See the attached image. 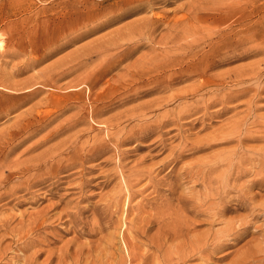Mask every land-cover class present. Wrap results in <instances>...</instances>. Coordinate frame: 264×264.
Returning a JSON list of instances; mask_svg holds the SVG:
<instances>
[{
    "label": "rangeland",
    "instance_id": "1",
    "mask_svg": "<svg viewBox=\"0 0 264 264\" xmlns=\"http://www.w3.org/2000/svg\"><path fill=\"white\" fill-rule=\"evenodd\" d=\"M186 19H188V23ZM175 26L179 28H175ZM257 38L264 41V0H0V86L3 85L11 90L0 88V108H2L0 109L2 116H0V137L6 131L7 133L13 132L15 129L12 127L16 125L14 123L18 117L29 110L37 115V123L29 128V132H34L38 128L41 130L35 139L24 143L13 154H10L11 145L12 148L14 145L16 146L17 142L22 140L26 134L16 132L13 133L15 134L13 138L9 140L6 139L7 136L3 138L4 141L1 143L6 145L3 144L0 148V179L7 173L16 171L15 164L26 166L27 159H31L29 157L35 156L34 154L37 156L41 152L47 153L49 151L48 153L56 154L58 157L56 159H62L59 163L54 161L40 171H33L24 176H17V178L13 177L10 183L0 190V195L4 196L0 200L2 201L0 202V221L2 220L0 222V234L3 235L0 237L2 243H0V264H5V262L12 264V262L17 261V259H13L17 253L18 256H25V258H31L33 254L40 253L35 258L36 264H162L164 257L169 258L165 264H231L243 260H247L245 264H264V189L261 191L260 187L250 186L248 181L251 179L244 178L239 180L241 182L239 183V181L237 182L227 176L230 173L229 168L232 162L236 163L237 161V155L234 151L241 153L244 150H263L264 126L256 127L253 123L257 117H262L261 115L264 118V102L258 104L261 109L248 110L242 104L247 102L249 98L241 99L235 103V105H241L238 108L239 111L235 110L223 117H211L208 114L221 107L220 105L212 107L209 103L226 99L229 94H234L240 87L233 84L224 87L213 86V84L212 86L207 85L210 80H208L209 76L220 78L223 74L226 75L243 69L246 64L248 66V63L256 64L260 60L263 62L264 54L239 61L236 57L240 56L242 51L238 50L233 55V59L210 68L207 76L201 78V76L195 75L192 77L193 73L206 70L214 60H218V53L225 52L224 42L244 43L245 48L258 49L264 53V42L255 43ZM111 40L117 41L114 43L116 46ZM104 41L108 43L106 46H104L106 44ZM217 42L221 44L219 47L223 49L220 52L216 45ZM258 45L259 47H257ZM153 52L155 53L152 54ZM78 55L82 57L79 58ZM177 57L182 60L172 63V60ZM262 62L260 65H262L261 68H264ZM178 63L180 65L177 66ZM149 67L155 72L151 73ZM162 68H164L163 73L157 71L159 69L161 71ZM136 73H141L143 77H135ZM180 74H183V77L177 80ZM173 79L178 82L173 81ZM256 85H253V88L264 85V76L260 84ZM53 97L54 100H51ZM13 98L17 100L15 101ZM19 98L20 100H18ZM17 101L21 104H18ZM16 102L19 108L14 107ZM207 105L210 111L206 109ZM3 108L10 110L7 111L8 114L2 113ZM14 108L16 110H12ZM37 112L41 113V116ZM119 117L120 119H118ZM158 120L162 122L159 121V124ZM195 120L197 121L195 122ZM240 121L245 123L244 130L242 129L240 134L247 136L252 134L253 137L243 147L238 143L239 136L233 135L229 136V140H222L223 135L230 131L226 132L222 126ZM50 129L54 130L50 131ZM260 130L262 131L261 134ZM216 131H220V133L218 134ZM212 135L214 136L212 137ZM216 135L223 137H218V140L217 137L215 139ZM210 136L213 138L212 140H210ZM254 136L262 138H255ZM208 138L209 140H206ZM208 141L214 147L209 145ZM40 142L44 144L39 145ZM58 144L62 148L58 147ZM207 144L208 147H206ZM36 145H38L37 150L23 152ZM247 145L250 147L246 148ZM49 147H53L54 150ZM223 152L226 154L225 157L230 159H228L229 161L223 157L225 155ZM229 152L234 153L232 158L229 156ZM239 153L237 154L239 155ZM219 156L220 161L217 159ZM17 161L18 163H16ZM79 161H85V163L83 162L84 165L82 166ZM70 162L73 165L68 164ZM66 163L68 164L67 171L65 170ZM221 163L223 166L226 164L229 168L226 165L223 167ZM8 164L10 169L7 168ZM219 165L222 167L223 173L219 172ZM195 166L196 169L200 167L197 169L200 171H196ZM212 167L219 169V173H216L217 176L214 174L209 179L210 181L214 180L213 184L208 178L206 180L200 175L203 172L202 169L208 173ZM60 168L63 169L58 172L56 177H53L52 173ZM2 169L4 170L2 171ZM191 170L192 172H189ZM194 173H199L198 177ZM190 174L194 175L195 178L194 176L190 178ZM52 177L53 179H51ZM216 177L219 178V182H217L218 178ZM22 178L24 179L22 180ZM35 179L39 180L41 184L48 182L38 187L37 185L34 186ZM200 179L204 181L201 182ZM231 179L234 181L231 182ZM243 182L244 184L241 185ZM246 187L248 189H245ZM233 188L239 190L238 192L242 196L236 190L234 192ZM244 189L249 191L246 192ZM207 190H210L208 194ZM218 190L221 191L219 197L217 196ZM228 195L229 198L231 195L233 198L229 199ZM253 195L258 197L254 205L250 206L251 209H248L250 205L248 203L245 205V211L238 209V200ZM196 201L202 205L197 206L198 204H196L197 207L194 206ZM208 204L212 205L209 206ZM43 206H46L45 210ZM216 206L220 209H217ZM260 207L261 211H259ZM223 209L225 212L221 214ZM184 210H186L185 213ZM203 210L206 213L203 214ZM215 210H219L220 213ZM251 210L255 211L256 214L258 212V215L263 214L259 216L261 218H257V223L253 219L255 224L249 217ZM33 213L34 215L36 213V216H33ZM198 213L200 214L198 215ZM213 214H216L217 217L214 218ZM59 215L61 216L59 217ZM203 215L208 217H203ZM12 216L13 219H11ZM48 216L52 217L53 221ZM177 216L178 218H176ZM247 216L249 220H246ZM36 217L39 221L40 219L45 220L49 225L45 223V226L39 227L41 220L37 223L38 226L37 224L34 226V229L36 228L33 230L34 232H28V225ZM55 219L57 220L54 221ZM201 220L202 223H199ZM241 221L253 222L249 223L251 226L247 225L249 227H247L246 235H235V228H238ZM6 224L9 226L8 228ZM181 225L187 227L184 228ZM231 230L233 231L231 232ZM2 231L3 233H1ZM8 232L10 234H7ZM25 232H28L29 236H25ZM42 233L45 235L43 236ZM204 234L216 236L214 239V236H211L213 241L210 240V242L213 243V247L217 245V242H219L218 245L224 242L227 246L219 250L218 254L212 255L213 257L199 252L187 256L186 250L189 249L190 244L194 242L196 237L200 235L203 237ZM236 238L239 239L235 240ZM260 242H263V246ZM30 243L37 246L34 247L35 250L30 248L29 255L27 252L19 251L20 248L29 247ZM48 246L50 247L49 251L47 250ZM38 247L41 248L39 249L41 252L37 249ZM207 249H211V246ZM181 252L185 253L184 257ZM239 255L243 257L238 258ZM61 257L66 259L62 261ZM196 257L197 260H195ZM261 259L262 261H260ZM22 260L20 261L21 264ZM253 261L254 263H251Z\"/></svg>",
    "mask_w": 264,
    "mask_h": 264
},
{
    "label": "bare ground",
    "instance_id": "2",
    "mask_svg": "<svg viewBox=\"0 0 264 264\" xmlns=\"http://www.w3.org/2000/svg\"><path fill=\"white\" fill-rule=\"evenodd\" d=\"M116 20V19H115ZM187 21V23H188V19H186ZM145 22V21H144ZM149 22V21H148ZM185 22V23H186ZM175 23H177V22H175ZM141 24V23H140ZM143 24V23H142ZM145 24V23H144ZM143 24V25H144ZM150 24V23H149ZM184 24V23H183ZM139 25V24H138ZM146 25V24H145ZM176 25V24H175ZM141 26V25H140ZM180 26H182V25H180ZM134 27H136V26H134ZM175 28H179L178 26L176 27L175 26ZM148 29V28H147ZM156 30V29H155ZM177 30V29H176ZM183 30V29H182ZM127 31V30H126ZM154 31V30H153ZM173 32V31H172ZM174 33H175V31H174ZM121 34V33H120ZM172 34V33H171ZM218 34V33H217ZM123 35V34H122ZM178 35V34H177ZM180 35V34H179ZM220 35V34H219ZM121 36V35H120ZM168 37V36H167ZM166 37V38H167ZM174 37V36H173ZM175 37H176V34H175ZM206 37V36H205ZM164 39V38H163ZM169 39V38H168ZM174 39V38H173ZM172 39V40H173ZM177 39V37L175 38V40ZM186 39V38H185ZM117 40V39H116ZM179 40H180V38H179ZM184 40V39H183ZM108 41V40H107ZM109 41H110V39H109ZM115 41V40H114ZM161 41V40H160ZM177 41V40H176ZM105 42V41H104ZM111 42H113V40H111ZM117 42V41H116ZM116 42H113V44L114 43H116ZM118 42H119V39H118ZM171 42V41H170ZM175 42V41H174ZM256 42H258V43H263L264 41H263V39H260V38H257V39H255V43ZM106 43V42H105ZM110 43V42H109ZM157 43V42H156ZM158 43H160L159 42V40H158ZM101 44V43H100ZM108 43H106L104 46H106ZM113 44H111V45H113ZM118 44V43H117ZM166 44L168 45V43H167V40H166ZM172 44V43H171ZM224 44V46H225V48H224V53H221L220 51H222L223 49L221 48V47H219V46H221V44H219V42H217L216 43V45H217V47H219L218 48V50H219V52L220 53H218V60H212L213 61V63H211L209 66H208V68L206 69V70H202V71H197V72H195V73H193V76L192 77H194L195 75H197V76H201V78H203V76H207L208 75V70L210 69V68H213V67H215V66H217L218 64H220V63H224V62H226V61H228V60H230L231 58L233 59V55H235V52L236 51H238V50H241L242 51V53H240V56H237L236 57V59L237 60H239V61H241V60H244V59H248V58H250V57H252V56H258V55H262V54H264L262 51H258V49H254V50H257V51H254V50H252V49H247V48H245L243 45H244V43H232V42H224L223 43ZM115 46H116V44H114ZM260 45V44H259ZM259 45L257 46V47H259ZM100 46H102V44L100 45ZM104 46H103V48H104ZM110 46V45H109ZM119 46V45H118ZM117 46V47H118ZM172 46V45H171ZM248 47H249V45H247ZM261 46V45H260ZM138 47V46H137ZM136 47V48H137ZM252 47V46H251ZM102 48V47H101ZM102 48V49H103ZM106 48V47H105ZM119 48V47H118ZM112 49H113V47H112ZM135 49V48H134ZM133 49V50H134ZM151 49V48H150ZM154 49V48H153ZM158 49V48H157ZM165 49V48H164ZM196 49V48H195ZM260 49V48H259ZM262 49V48H261ZM264 49V48H263ZM107 50H109V48H107ZM111 50V49H110ZM113 50H115V49H113ZM105 51V50H104ZM132 51V50H131ZM130 51V52H131ZM154 51V50H153ZM159 51V50H158ZM264 51V50H263ZM98 52H99V50H98ZM165 52V51H164ZM163 52V53H164ZM182 52V51H181ZM82 53V52H81ZM95 53V52H94ZM107 53V52H106ZM112 53V52H111ZM155 52H153L152 54H154ZM92 54V53H91ZM90 54V55H91ZM104 54V53H103ZM129 54V53H128ZM166 54V53H165ZM189 54V53H188ZM187 54V55H188ZM82 55V54H81ZM87 55V54H86ZM93 55V54H92ZM91 55V56H92ZM95 55V54H94ZM101 55V54H100ZM163 55V54H162ZM167 55V54H166ZM170 55V54H169ZM237 55V54H236ZM239 55V54H238ZM79 56V58L80 57H82V56H80V55H78ZM98 56V55H97ZM147 56V55H146ZM153 56V55H152ZM126 57V56H125ZM171 57V56H170ZM181 57V56H180ZM77 58V57H76ZM75 58V59H76ZM146 58V57H145ZM149 58V57H148ZM152 58V57H151ZM160 58V57H159ZM158 58V59H159ZM111 59V58H110ZM154 59H156V58H154ZM154 59H151V60H154ZM186 59V58H185ZM184 59V60H185ZM215 59V58H214ZM235 59V60H236ZM38 60V59H37ZM121 60V59H120ZM146 60H147V58H146ZM182 59L181 58H176V59H174V60H172V63H177V62H179V61H181ZM196 60V59H195ZM194 60V61H195ZM156 61H157V59H156ZM193 61V62H194ZM232 61H234V60H232ZM143 62V61H142ZM141 62V63H142ZM260 62H262L261 60H260ZM260 62H258V63H256V64H252V62L251 63H248V66H247V64H246V67H244L243 69H238V70H236V71H233V72H230V73H227L226 75H224L223 74V76L222 77H220V78H211L210 76L208 77V80H209V84H207V82H206V84L207 85H211L212 86V84H213V86H217V87H219V86H228L229 84H233V85H235V86H239L240 88H239V90L237 91V92H235L234 94H229L228 95V97L226 98V99H221V100H219V101H212V102H210L209 104H210V106H217V105H220V109H218V110H214V112H212V113H210V114H208L209 116H211V117H223L224 115H227V114H231V112H233V111H239V106H241V105H239V104H236L235 105V103L236 102H238L239 100H241V99H247V98H249V100H247V102L245 101V103L244 104H242L243 106H246L247 107V109L248 110H252V109H256V110H259V109H261V107L260 106H258V104L261 102V103H263L264 102V85L263 86H257L258 84H260V82H261V80H262V78H263V74H264V68H261V66L262 65H260L261 63ZM144 63V62H143ZM142 63V64H143ZM151 63H152V61H151ZM231 63V62H230ZM263 63V65H264V61L262 62ZM141 64V65H142ZM228 64V63H227ZM250 64H252V65H250ZM138 65V64H137ZM144 65V64H143ZM148 65V64H147ZM153 65V64H152ZM178 65H180V63H178L177 64V66ZM186 65V64H185ZM242 65V64H241ZM250 65V66H249ZM80 66V65H79ZM245 66V65H244ZM132 67V66H131ZM183 67V66H182ZM242 67H243V65H242ZM264 67V66H263ZM79 68V67H78ZM181 68V67H180ZM192 68V67H191ZM74 69V68H73ZM77 69V68H76ZM135 69V68H134ZM149 70H150V72L151 73H154L155 72V70H153L152 68H148ZM185 69V68H184ZM234 69V68H233ZM232 69V70H233ZM138 70V69H137ZM160 70V69H159ZM159 70H157L158 72H162V71H164V68H162L161 69V71H159ZM71 71H72V69H71ZM229 71H231V70H229ZM134 72V71H133ZM178 72V71H177ZM211 72H213V71H211ZM143 73H145V72H143ZM157 73V72H156ZM163 73V72H162ZM225 73H226V71H225ZM174 74V73H173ZM133 75V74H132ZM210 75V74H209ZM129 76V75H128ZM127 76V77H128ZM135 77L136 76H140V77H143L142 75H141V73H136L135 75H134ZM159 76V75H158ZM165 76V75H164ZM166 76H168V75H166ZM212 76H213V74H212ZM126 77V76H125ZM160 77V76H159ZM182 77H183V74H180L179 75V77L177 78V80H180V79H182ZM187 77V76H186ZM189 77V76H188ZM216 77H217V73H216ZM172 78V77H171ZM198 79V78H197ZM83 80V79H82ZM160 80V79H159ZM165 80V79H164ZM176 79L174 80L173 79V81H177ZM187 80V79H186ZM161 81V80H160ZM167 81V80H166ZM184 81V80H183ZM78 82V81H77ZM143 82V81H142ZM178 82V81H177ZM176 82V83H177ZM179 82H181V81H179ZM170 84V83H169ZM172 84V83H171ZM257 84V85H256ZM76 85V84H75ZM165 85H168V84H165ZM165 85H164V87H165ZM253 85H256L255 87L256 88H253ZM70 86V85H69ZM73 87H74V85H73ZM79 87V86H78ZM156 87V86H155ZM171 87V86H170ZM199 87V86H198ZM0 88H2V89H4V90H6L7 88H5V86H0ZM92 88V87H91ZM166 88V87H165ZM202 88V87H201ZM210 88V87H209ZM152 89V88H151ZM167 89V88H166ZM8 90V89H7ZM150 90V89H149ZM149 90H148V92H149ZM163 90H164V88H163ZM208 90V89H207ZM206 90V91H207ZM8 91H11V90H8ZM38 91V90H37ZM90 91V90H89ZM142 91V90H141ZM151 91V90H150ZM154 91V90H153ZM169 91V90H168ZM205 91V92H206ZM15 92V91H14ZM36 92V91H35ZM138 92V91H137ZM185 92V91H184ZM220 92V91H219ZM89 94L91 93V92H88ZM141 93H143V92H141ZM232 93V92H231ZM34 94V93H33ZM51 95V94H50ZM196 95V94H195ZM26 96V95H25ZM130 96V95H129ZM32 97V96H31ZM131 97V96H130ZM133 97V96H132ZM12 99V98H11ZM24 99V98H23ZM44 99V98H43ZM55 99H57V98H55ZM134 99H136V98H134ZM133 99V100H134ZM13 100H15V98H13ZM17 100V99H16ZM15 100V101H16ZM18 100H20V98L18 99ZM51 100H54V97L51 99ZM158 100V99H157ZM26 101V100H25ZM47 101V100H46ZM18 102V101H17ZM17 102H16V106H14L15 108L17 107V105L20 103V102H18V104H17ZM154 102V101H153ZM206 102V101H205ZM54 103V102H53ZM52 103V104H53ZM156 103V102H155ZM21 104V103H20ZM42 104V103H41ZM48 104V103H47ZM49 104H50V102H49ZM161 104V103H160ZM208 104V105H209ZM206 106V109H208V107L209 106ZM0 106H1V103H0ZM43 106V105H42ZM45 106H47V105H45ZM142 106V105H141ZM149 106H152V105H149ZM154 107V106H153ZM12 109V110H16V109ZM17 108H19V107H17ZM39 108V107H38ZM40 108H41V106H40ZM137 108H139V107H137ZM143 108V107H142ZM142 108H141V110H142ZM0 109H2V108H0ZM4 109V111L2 112V113H7V111H10V110H7V108L5 109V108H3ZM106 109V108H105ZM37 110V109H36ZM85 110V109H84ZM134 110V109H133ZM139 110V109H138ZM197 110V109H196ZM209 110V109H208ZM241 110V109H240ZM38 111V110H37ZM81 111V110H80ZM106 111V110H105ZM136 111V110H135ZM134 111V112H135ZM194 111V110H193ZM200 111H202V110H200ZM210 111V110H209ZM85 112V111H84ZM131 112V111H130ZM190 112V111H189ZM189 112H188V114H189ZM197 112H199V111H197ZM0 113H1V111H0ZM36 113V112H35ZM38 113V112H37ZM125 113V112H124ZM192 113H194V112H192ZM196 113V112H195ZM8 114V113H7ZM38 114H40V116H41V113H38ZM80 114V113H79ZM82 114V113H81ZM97 114V113H96ZM240 114V113H239ZM2 115H4V114H2ZM6 115V114H5ZM186 115V114H185ZM184 115V116H185ZM189 115H191V114H189ZM205 115H206V113H205ZM254 115V114H253ZM260 115V114H259ZM1 116V115H0ZM81 116V115H80ZM95 116V115H94ZM94 116H93V118H94ZM133 116V115H132ZM203 116H204V113H203ZM208 116V117H209ZM262 117H263V115H261ZM2 117V116H1ZM14 117V116H13ZM74 117V116H73ZM124 117V116H123ZM129 117H131L130 115H129ZM143 117V116H142ZM262 117H257L256 119H255V121H254V125H256V127L257 126H261V127H263L264 126V118H262ZM132 118H134V117H132ZM141 118V117H140ZM160 118H163V117H160ZM199 118H200V116H199ZM203 118V117H202ZM201 118V119H202ZM206 118V117H205ZM118 119H120V117L118 118ZM247 119H248V117H247ZM40 120V119H39ZM52 120V119H51ZM93 120V119H92ZM95 120V119H94ZM112 120V119H111ZM41 121V120H40ZM71 121V120H70ZM159 121L160 120H158V123H159ZM197 120H195V122H196ZM199 121H201V120H199ZM198 121V122H199ZM228 121V120H227ZM15 122V121H14ZM13 122V123H14ZM53 122V121H52ZM89 122V121H88ZM91 122H93V121H91ZM102 122V121H101ZM101 122H99V123H101ZM162 121H160V123H161ZM166 122V121H165ZM202 122V121H201ZM200 122V123H201ZM230 122V121H229ZM12 123V122H11ZM12 123V124H13ZM35 123H37V115H35L34 114V112H32V110H29V111H26V112H24L23 113V115H21V116H19L18 117V119L16 120V122L14 123V127H12V128H14L15 130L13 131V129H12V131L13 132H9V133H7V131H6V133L5 134H3V135H1V137H0V148L3 146V144L4 143H1V142H3L4 141V139L3 138H6V136L8 137V138H6L7 140H9V139H11V138H13V136L15 135V134H13V133H23V134H26L25 135V137L22 139V140H19L17 143V145L15 146H13V148H12V145H11V148H10V154L12 153H14L15 151H17L24 143H27V142H29V141H31L33 138L35 139V137L38 135V133H40V131L41 130H38V129H40V128H38L37 130H35L34 132H29V128L32 126V125H34ZM66 123V122H65ZM64 123V124H65ZM97 123V122H96ZM95 123V124H96ZM108 123V122H107ZM159 123V124H160ZM171 123V122H170ZM204 123V122H203ZM63 124V123H62ZM167 124V123H166ZM47 125V124H46ZM89 125V124H88ZM94 125V124H93ZM244 125H245V123H243V121H240V122H236V123H229V124H227L226 126H222L221 124H220V127L222 126V128L224 129V130H226V132L228 131V130H230L229 131V133L227 134V133H225V135H223V136H218L219 138L220 137H223L222 138V140H229L228 138H229V136H233V135H236L237 137L239 136V140H238V143H239V145L241 146L242 145V147L244 146V144L246 143V142H249L250 141V139H253V137H252V134H251V136L249 135V136H247V135H245V134H240V133H242V129L244 130ZM252 126V125H251ZM10 127V126H9ZM36 127V126H35ZM43 127H44V125H43ZM57 127V126H56ZM157 127V126H156ZM219 127V128H220ZM58 128V127H57ZM61 128V127H60ZM65 128V127H64ZM69 128V127H68ZM112 128V127H111ZM151 128V127H150ZM152 128H153V126H152ZM183 128V127H182ZM189 128V127H188ZM219 128H217V129H219ZM248 128V127H247ZM45 129V128H44ZM49 129V128H48ZM54 129H56V128H54ZM53 129V130H54ZM59 129V128H58ZM113 129V128H112ZM184 129V128H183ZM192 129V128H191ZM52 129H50V131H51ZM52 130V131H53ZM61 130V129H60ZM59 130V131H60ZM63 130V129H62ZM88 130V129H87ZM222 130V129H221ZM49 131V132H50ZM110 131V130H109ZM143 131V130H142ZM152 131V130H151ZM169 131V130H168ZM183 131V130H182ZM262 131H263V129H262ZM261 130H260V134H261V132H262ZM2 132V131H1ZM89 132V131H88ZM141 132V131H140ZM161 132V131H160ZM217 132V131H216ZM215 132V133H216ZM264 132V131H263ZM51 133H53V132H51ZM56 133H58V132H56ZM78 133H80V132H78ZM77 133V134H78ZM119 133V132H118ZM157 133H158V131H157ZM218 134L220 133V131L219 132H217ZM216 133V134H217ZM223 133V132H222ZM258 133H259V130H258ZM125 134V133H124ZM165 134V133H164ZM194 134V133H193ZM214 134V133H213ZM260 134H259V136H260ZM263 134V133H262ZM41 135V134H40ZM113 135H115V134H113ZM137 135V134H136ZM181 135V134H180ZM254 135V134H253ZM256 135V134H255ZM258 135V134H257ZM256 135V136H257ZM47 136H49V135H47ZM105 136V135H104ZM122 136V135H121ZM125 136V135H124ZM151 136V135H150ZM207 136V135H206ZM214 135H212V137H213ZM256 136H254L255 138H258V137H256ZM262 136H264V135H262ZM44 137V136H43ZM109 137V136H108ZM112 137V136H111ZM110 137V138H111ZM211 137V136H210ZM211 137V139L210 140H212L213 138ZM216 137H217V135L215 136V139H216ZM218 137H217V139H218ZM235 137V136H234ZM45 138V137H44ZM47 138V137H46ZM74 138V137H73ZM103 138V137H102ZM127 138V137H126ZM129 138V137H128ZM207 138V137H206ZM259 138H262V137H259ZM48 139H50V138H48ZM52 139H53V136H52ZM68 139H70V138H68ZM72 139V138H71ZM91 139V138H90ZM97 139V138H96ZM232 139V138H231ZM235 139V138H234ZM264 139V138H263ZM39 140V139H38ZM40 140H42V139H40ZM74 140V139H73ZM164 140V139H163ZM193 140V139H192ZM205 140V139H204ZM206 140H209V138L208 139H206ZM219 140V139H218ZM221 140V141H222ZM258 140V139H257ZM6 141V140H5ZM43 141V140H42ZM69 141V140H68ZM71 141V140H70ZM102 141V140H101ZM123 141H125V139H123ZM122 141V142H123ZM44 142V141H43ZM42 142V143H43ZM65 142V141H64ZM67 142V141H66ZM74 142V141H73ZM91 142V141H90ZM117 142V141H116ZM154 142V141H153ZM206 142V141H205ZM209 142V141H208ZM220 142V141H219ZM230 142V141H229ZM6 143V142H5ZM37 143V142H36ZM41 142L39 143V145H41L42 144ZM68 143V142H67ZM71 143V142H70ZM94 143V142H93ZM120 143V142H119ZM128 143V142H127ZM203 143V142H202ZM211 143H212V141H211ZM215 143V142H214ZM16 144V143H15ZM44 144V143H43ZM65 144V143H64ZM139 144V143H138ZM195 144H197V143H195ZM203 144H205V143H203ZM247 144V143H246ZM4 145H6V144H4ZM57 145V144H56ZM74 145V144H73ZM119 145V144H118ZM121 145V144H120ZM194 145V144H193ZM206 145V144H205ZM209 145H211L210 144V142H209ZM219 145V144H218ZM34 146V145H33ZM37 146L38 145H36L35 147H32L31 146V148L28 150H25V151H23L24 153H27V151H35V149L37 150ZM52 146V145H51ZM60 145L58 144V147H59ZM66 146V145H65ZM142 146V145H141ZM212 146V145H211ZM217 146V145H216ZM239 146V147H240ZM248 146V145H247ZM246 146V148H249L250 146H248L247 147ZM30 147V146H29ZM28 147V148H29ZM55 147H57V146H55ZM61 147V146H60ZM72 148H73V146H71ZM201 147H203L202 145H201ZM205 147V146H204ZM206 147H208V144H207V146ZM205 147V148H206ZM210 147V146H209ZM212 147H214V145L212 146ZM237 147V146H236ZM9 148V147H8ZM39 148V147H38ZM49 148H53V147H49ZM49 148H48V150H49ZM62 148V147H61ZM165 148V147H164ZM198 148H200V147H198ZM263 148V147H262ZM153 149V148H152ZM210 149V148H209ZM238 149V148H237ZM251 149V148H250ZM252 149H254V147H252ZM51 150V149H50ZM53 150H54V148H53ZM59 150V149H58ZM57 150V151H58ZM165 150V149H164ZM205 150V149H204ZM7 151H8V149H7ZM45 151V150H44ZM56 151V150H55ZM106 151V150H105ZM4 152V151H3ZM2 152V153H3ZM49 152V151H48ZM43 153V152H41V154H37V156H36V154H34L35 156H33V157H29V158H31V159H27V161L24 159V161H26V166H18V164H13L14 166H16L15 168H17V170L16 171H13V172H9V173H7V175L6 176H4L3 178H1L0 179V190L1 189H3L6 185H8L9 183H10V181H11V178H13V177H16L17 178V176H24V175H26V174H29L30 172H37V171H40V170H42L43 168H46L47 166H49V164H51V163H53L54 161L55 162H57V163H59L62 159H56V158H58L57 156H56V154L55 153H53L52 151H50V152H52V153ZM59 152V151H58ZM66 152V151H65ZM69 152V151H68ZM71 152V151H70ZM216 152V151H215ZM233 152V151H232ZM235 152V154L237 155V161H236V163H233L232 162V164H231V167L229 168L226 164V166L230 169V173H229V175H227V176H229V178H232V179H234L235 181H239V180H242V179H251L250 181H248L249 183H250V186L252 185V186H257V187H260V190L262 191L263 189H264V148H263V150L261 149H259L258 151L255 149V150H244L243 152H241V153H239V152H237V151H234ZM67 153V152H66ZM97 153V152H96ZM214 153V152H213ZM224 154H225V152H223ZM237 153H239V155L237 154ZM63 154H64V152H63ZM69 154V153H68ZM212 154V153H211ZM216 154V153H215ZM220 154V153H219ZM229 156L231 157L232 156V154H234V153H230L229 152ZM3 155V154H2ZM4 155H5V153H4ZM3 155V156H4ZM24 155H26V154H24ZM106 155V154H105ZM177 155H178V153H177ZM176 155V156H177ZM217 156H218V154H216ZM215 155V156H216ZM60 156V155H59ZM86 156V155H85ZM84 156V157H85ZM223 156V155H222ZM226 156V154L223 156V157H225ZM1 157V156H0ZM64 157V156H63ZM87 157V156H86ZM208 157H210V156H208ZM216 158V157H215ZM214 158V159H215ZM226 159H227V157H225ZM224 158V159H225ZM232 158V157H231ZM218 159V161H220L219 159H220V156H219V158H217ZM216 159V160H217ZM224 159H223V161H224ZM229 159V158H228ZM227 159V161H229ZM83 160H85V159H83ZM86 160H87V158H86ZM205 160V159H204ZM211 160V159H210ZM213 160V159H212ZM233 160H234V157H233ZM9 162V161H8ZM79 162H81L80 164L83 166L84 164H83V162L85 163V161H79ZM205 162V161H204ZM235 162V161H234ZM14 163V162H13ZM16 163H18V161L16 162ZM20 163V162H19ZM87 163V162H86ZM123 163V162H122ZM172 163V162H171ZM203 163V162H202ZM214 163H216V162H214ZM224 163H225V161H224ZM12 164V163H11ZM68 164H70V165H73V163H68ZM67 163H66V168H65V170L67 171V169H68V165ZM76 164V163H75ZM79 164V166L81 167V165ZM121 164V163H120ZM193 164V163H192ZM200 164V163H199ZM204 164V163H203ZM202 164V165H203ZM222 164V166H223V163H221ZM230 164V162L228 163V165ZM22 165V164H21ZM65 165V164H64ZM78 165V164H77ZM164 165V164H163ZM191 165V164H190ZM201 165V164H200ZM206 165H208V164H206ZM211 165V164H210ZM224 165V166H225ZM5 166V165H4ZM122 166V165H121ZM167 166V165H166ZM198 166V165H197ZM218 166V165H217ZM217 166H216V168H217ZM223 166V167H224ZM225 166V167H226ZM11 167V166H10ZM13 167V166H12ZM62 167V166H61ZM72 167H74V166H72ZM79 167V168H80ZM85 167H86V165H85ZM156 167V166H155ZM194 167V166H193ZM192 167V168H193ZM219 167H220V165H219ZM5 168V167H4ZM7 168H9V164H8V167ZM6 168V169H7ZM77 168V167H76ZM124 168V167H123ZM200 168V167H199ZM199 168H197V169H199ZM209 168V167H208ZM221 168L222 167H220V171L219 172H222V170H221ZM10 169V168H9ZM11 169H13V168H11ZM61 169H63V168H60L59 170H56L55 172H53L52 173V176L53 177H56L57 175H58V172L59 171H61ZM93 169V168H92ZM194 169V168H193ZM196 169V166H195V170L196 171H200V170H197ZM225 169V168H224ZM229 169H228V171H229ZM4 169H2V171H3ZM8 170V169H7ZM91 170V169H90ZM152 170V169H151ZM154 170V169H153ZM218 170L219 169H214L213 167L211 168V169H209V171H208V173H205V171L202 169V173H200V175H202L203 177H204V179H206L207 180V178H208V180L212 177V175H214V174H216V173H219L218 172ZM71 171V170H70ZM84 171V170H83ZM140 171V170H139ZM160 171V170H159ZM185 171H186V169H185ZM0 172H1V170H0ZM85 172V171H84ZM133 172V171H132ZM136 172V171H135ZM189 172H192V170L191 171H189ZM195 172V171H194ZM223 173V172H222ZM4 174H6L5 173V171H4ZM61 174V173H60ZM85 174V173H84ZM134 174V173H133ZM140 174H143V173H140ZM192 174V173H191ZM190 174V175H191ZM195 174V173H194ZM225 174H227L226 172H225ZM1 175V174H0ZM2 175H3V173H2ZM138 175V174H137ZM189 175V176H190ZM196 176L197 175H199V173L197 174H195ZM219 175V174H218ZM224 175V174H223ZM146 176V175H145ZM192 176H194V175H191L190 176V178H192ZM215 176H217V174L215 175ZM48 177H49V175H48ZM53 177L51 178V179H53ZM83 177V176H82ZM130 177V176H129ZM133 177V176H132ZM198 177V176H197ZM196 177V179H198ZM200 178H201V176H199ZM225 177V176H224ZM47 178V177H46ZM50 178V177H49ZM76 178V177H75ZM124 178V177H123ZM151 178V177H150ZM188 178V177H187ZM194 178H195V176H194ZM216 178H218V177H216ZM228 178V179H229ZM15 179V178H14ZM13 179V180H14ZM24 178H22V180H23ZM40 179H42V178H40ZM51 179H49L50 181H52ZM83 179H84V177H83ZM132 179V178H131ZM141 179V178H140ZM202 179V178H201ZM200 179V180H201ZM221 179V178H220ZM225 179V178H224ZM227 179V178H226ZM232 179H231V182H233L232 181ZM46 180V179H45ZM89 180V179H88ZM142 180V179H141ZM150 180V179H149ZM194 180V179H193ZM230 180V179H229ZM43 181V180H42ZM204 180H201V182H203ZM210 181V180H209ZM213 181L214 180H211L210 182H212V184H213ZM221 181V180H220ZM226 181V180H225ZM245 181V180H244ZM17 182V181H16ZM21 182V181H20ZM48 182V181H47ZM47 182H45V183H47ZM190 182V181H189ZM192 182V181H191ZM197 182H199V181H197ZM210 182H209V184H210ZM215 182H216V179H215ZM217 182H219V178H218V181ZM228 182V181H227ZM236 182V183H237ZM248 182H246V183H248ZM12 183V182H11ZM13 183H15V182H13ZM34 183V186H40V185H44V184H41L40 183V181L39 180H36L35 179V181L33 182ZM81 183V182H80ZM84 183V182H83ZM133 183V182H132ZM194 183H196V182H194ZM205 183V182H204ZM222 183V182H221ZM228 183H230V182H228ZM239 183H241L240 181H239ZM248 183V184H249ZM54 184V183H53ZM137 184V183H136ZM198 184V183H197ZM203 184V183H202ZM225 184V183H224ZM231 184V183H230ZM244 184V182L241 184V185H243ZM32 185V184H31ZM217 185V184H216ZM228 185V184H227ZM227 185H226V187H227ZM33 186V187H34ZM215 186V185H214ZM220 186V185H219ZM222 186V185H221ZM130 187V186H129ZM149 187V186H148ZM248 187H249V185H248ZM37 188V187H36ZM55 188V187H54ZM214 188V187H213ZM220 188V190H221V187H219ZM223 188V187H222ZM225 188V187H224ZM229 188V187H228ZM31 189V188H30ZM30 189H29V191H30ZM50 189V188H49ZM85 189V188H84ZM191 189V188H190ZM209 189H211L210 187H209ZM225 189H227V188H225ZM224 189V190H225ZM239 189V188H238ZM245 189H248L247 187L245 188ZM244 189V190H245ZM257 189V188H256ZM26 190V189H25ZM233 190H234V188H233ZM236 190V192L237 193H239L238 191H237V189H235ZM235 190H234V192H235ZM242 190V189H241ZM240 190V191H241ZM243 190V191H244ZM19 191V190H18ZM24 191V190H23ZM194 191V190H193ZM208 191H210V190H207L206 192H207V194H208ZM217 191V190H216ZM215 191V192H216ZM219 191V190H218ZM246 191V190H245ZM249 191V190H248ZM248 191H246V192H248ZM253 191V190H252ZM22 192V191H21ZM20 192V193H21ZM27 192H28V190H27ZM48 192V191H47ZM61 192V191H60ZM144 192V191H143ZM192 192V191H191ZM213 192V191H212ZM214 192V193H215ZM221 191H219V194L217 195L218 197H219V195L221 194L220 193ZM222 192H224V191H222ZM228 192V191H227ZM232 192V191H231ZM251 192V191H250ZM256 192V191H255ZM16 193V192H15ZM26 193V192H25ZM29 193V192H28ZM85 193V192H84ZM172 193V192H171ZM197 193V192H196ZM230 193V192H229ZM228 193V194H229ZM233 193V192H232ZM231 193V194H232ZM259 193V192H258ZM193 194H194V192H193ZM205 194V193H204ZM215 194H217V193H215ZM224 194V193H223ZM226 194V193H225ZM240 194V193H239ZM244 194H246V193H244ZM250 194V193H249ZM253 194V193H252ZM262 194V193H261ZM28 195V194H27ZM29 195H30V193H29ZM33 195V197H34V194H32ZM53 195V194H52ZM203 195V194H202ZM233 196H234V194H232ZM231 195V197L233 198V196ZM241 196H242V194H240ZM257 195V194H256ZM256 195H253V196H247L248 198H242V200H238V198H237V202H238V209H242V210H244L245 211V205L248 203V204H250L249 205V207H248V209H251L250 208V206L251 205H254V202H255V200H256V198L258 197V196H256ZM259 195V194H258ZM264 195V194H263ZM18 196V195H17ZM16 196V197H17ZM36 196H38V195H36ZM35 196V197H36ZM44 196V195H43ZM60 196V195H59ZM80 196V195H79ZM199 196V195H198ZM205 196V195H204ZM207 196V195H206ZM212 196V195H211ZM227 196V195H226ZM236 196V195H235ZM238 196V195H237ZM236 196V197H237ZM244 197H246L245 195H243ZM260 196V195H259ZM2 197H4L3 195H0V200L2 199ZM33 197H31V198H33ZM65 197V196H64ZM201 197V196H200ZM199 197V198H200ZM224 197V196H223ZM223 197H222V199H223ZM230 197V198H231ZM235 197V198H236ZM263 197V196H262ZM19 198V197H18ZM21 198V197H20ZM19 198V199H20ZM30 198V199H31ZM40 198V197H39ZM38 198V199H39ZM43 198V197H42ZM198 198V199H199ZM204 198V197H203ZM207 198H209V197H207ZM216 198V197H215ZM225 198V197H224ZM228 198H229V195H228ZM229 198V199H230ZM261 198V197H260ZM11 199H12V197H11ZM15 200H16V198H14ZM18 199V200H19ZM28 199V198H27ZM26 199V200H27ZM37 199V200H38ZM64 199V198H63ZM86 199V198H85ZM201 199H202V197H201ZM206 199V198H205ZM204 199V200H205ZM211 199V198H210ZM222 199H220V200H222ZM240 199H241V197H240ZM14 200V201H15ZM24 200V199H23ZM32 200V199H31ZM34 200H35V198H34ZM44 200V199H43ZM165 200V199H164ZM197 200V199H196ZM203 200V199H202ZM207 200V199H206ZM224 200V199H223ZM3 201H5V200H3ZM13 201V200H12ZM49 201V200H48ZM192 201V200H191ZM194 201V200H193ZM208 201H210V200H208ZM226 201V200H225ZM224 201V202H225ZM230 201V200H229ZM260 201V200H259ZM0 202H2V201H0ZM16 202V201H15ZM18 202V201H17ZM35 202H36V200H35ZM50 202V201H49ZM66 202V201H65ZM197 202V201H196ZM214 202H215V200H214ZM217 202V201H216ZM220 202V201H219ZM6 203V202H5ZM81 203V202H80ZM191 203V202H190ZM201 203V202H200ZM222 203V202H221ZM228 203V202H227ZM8 204V203H7ZM18 204V203H17ZM34 204V203H33ZM69 204V203H68ZM75 204H76V202H75ZM192 204V203H191ZM194 204V203H193ZM196 204H198V202L197 203H195L194 204V206H196ZM212 204H213V202H212ZM212 204H210V205H212ZM217 204V203H216ZM215 204V205H216ZM247 204V205H248ZM260 204V203H259ZM24 205V204H23ZM32 205V204H31ZM48 205V204H47ZM57 205V204H56ZM56 205H55V208H56ZM59 205V204H58ZM67 205V204H66ZM142 205V204H141ZM200 205H202V204H200ZM199 204L197 205V206H200ZM209 205V204H208ZM209 205V206H210ZM218 205V204H217ZM235 205V204H234ZM261 205V204H260ZM21 206H22V204H21ZM61 206V205H60ZM90 206V205H89ZM145 206V205H144ZM188 206H190V205H188ZM193 206V205H192ZM196 206V207H197ZM205 206H206V203H205ZM209 206H208V208H209ZM219 206V205H218ZM222 207L224 206V205H221ZM262 207H263V205H261ZM14 207V206H13ZM17 207H20V206H18L17 205ZM46 207V206H45ZM45 207L43 206V208H44V210H45ZM168 207V206H167ZM186 207H187V205H186ZM207 207V206H206ZM212 208H213V206H211ZM217 207V206H216ZM228 207V206H227ZM256 207V206H255ZM1 208V207H0ZM3 208V207H2ZM53 208V207H52ZM67 208V207H66ZM86 208V207H85ZM129 208V207H128ZM183 208V207H182ZM189 208V207H188ZM187 208V209H188ZM194 208V207H193ZM212 208H210V209H212ZM220 209V207H217V209ZM256 208H259V207H256ZM37 209V208H36ZM54 209V208H53ZM169 209V208H168ZM174 209V208H173ZM190 209H192V208H190ZM201 209V208H200ZM200 209H199V211H200ZM206 209V211H207V208H205ZM216 209V208H215ZM222 209V208H221ZM252 209H254L253 207H252ZM51 210V209H50ZM171 210V209H170ZM183 210V209H182ZM189 210V209H188ZM197 210H198V208H197ZM232 210V209H231ZM247 210V209H246ZM255 210V209H254ZM16 211V210H15ZM47 211V210H46ZM185 211L186 210H184V213H185ZM204 212H203V214L204 213H206L205 212V210H203ZM208 211H209V209H208ZM213 211V210H212ZM215 211H219V210H215ZM214 211V212H215ZM222 211V210H221ZM250 211V210H249ZM249 211L247 212L248 214H249ZM252 211V210H251ZM256 211H257V209H256ZM259 211H261V207H260V210ZM13 212V211H12ZM24 212V211H23ZM38 212H39V210H38ZM48 212H49V210H48ZM52 212V211H51ZM162 212V211H161ZM183 212V211H182ZM188 212V211H187ZM195 212V211H194ZM209 212H211V211H209ZM216 212V213H217ZM225 211H224V209H223V211L221 212V214L222 213H224ZM263 212V211H262ZM261 212V213H262ZM9 213V212H8ZM41 213H43V212H41ZM44 213H45V211H44ZM43 213V214H44ZM58 213V212H57ZM65 213V212H64ZM63 213V214H64ZM80 213V212H79ZM180 213V212H179ZM191 213V212H190ZM219 213H220V211H219ZM11 214V213H10ZM19 214V213H18ZM32 214V213H31ZM42 214V215H43ZM50 214V213H49ZM49 214H46V215H49ZM60 214V213H59ZM62 214V213H61ZM67 215H68V213H66ZM177 214V213H176ZM200 213H198V215H199ZM202 214V213H201ZM218 214V213H217ZM248 214H246V215H248ZM260 214V213H259ZM13 215V214H12ZM41 215V214H40ZM58 215V214H57ZM56 215V216H57ZM70 215V214H69ZM158 215V214H157ZM178 215V214H177ZM208 215V214H207ZM206 215V216H207ZM212 215V214H211ZM214 215V218H216L217 217V215L216 214H213ZM220 215V214H219ZM218 215V216H219ZM226 215V214H225ZM261 215H263V214H261ZM261 215H258V212H257V214L255 213V211H252V212H250V218H252V219H250V220H253V219H255L256 220V223H257V218L259 219V218H261V217H259V216H261ZM14 216V215H13ZM13 216H12V218L11 219H13ZM26 216V215H25ZM32 216V215H31ZM33 216H36V213H35V215H34V213H33ZM50 216V215H49ZM48 216V217H49ZM61 215H59V217H60ZM74 216V215H73ZM146 216V215H145ZM149 216V215H148ZM160 216H161V214H160ZM165 216V215H164ZM195 216V215H194ZM206 216H204L203 215V217H206ZM209 216H210V214H209ZM222 216V215H221ZM227 216V215H226ZM7 217V216H6ZM15 218H16V216H14ZM23 217V216H22ZM38 217V216H37ZM37 217H36V219L33 221V222H31L30 223V225H28L29 226V230H28V232H34L33 230H35L34 229V226H36V224L38 223V222H40L42 219H40V221L37 219ZM41 217V216H40ZM46 217V216H45ZM52 217H53V215H52ZM51 217V218H52ZM71 217H72V215H71ZM77 218L79 217V216H76ZM182 217V216H181ZM200 217V216H199ZM208 217V216H207ZM225 217V216H224ZM223 217V218H224ZM246 217V216H245ZM245 217H244V219H245ZM10 218V217H9ZM18 218V217H17ZM25 218V217H24ZM39 218V217H38ZM47 218V217H46ZM50 218V217H49ZM50 218V219H51ZM56 218V217H55ZM81 218V217H80ZM147 218V217H146ZM157 218V217H156ZM159 218V217H158ZM176 218H178V216L176 217ZM180 218V217H179ZM185 218V217H184ZM183 218V219H184ZM187 218V217H186ZM210 218V217H209ZM211 218H213V217H211ZM221 218V217H220ZM1 219V218H0ZM49 219V220H50ZM58 220H59V218H57ZM57 219H55L54 221H56ZM61 219V218H60ZM75 219V218H74ZM151 219H152V217H151ZM170 219V218H169ZM168 219V220H169ZM181 219V218H180ZM194 219V218H193ZM201 219V218H200ZM222 219V218H221ZM225 219V218H224ZM238 219H239V217H238ZM242 219V218H241ZM240 219V220H241ZM7 220V219H6ZM18 220H19V218H18ZM17 220V221H18ZM31 220V219H30ZM48 220V221H49ZM52 221H53V219H51ZM50 220V221H51ZM62 220V219H61ZM190 220V219H189ZM188 220V221H189ZM196 220V219H195ZM194 220V221H195ZM206 220H207V218H206ZM232 220V219H231ZM246 220H249L248 219V216H247V219ZM2 221V220H1ZM0 221V222H1ZM16 221V222H17ZM26 221V220H25ZM49 221V222H50ZM140 221V220H139ZM163 221V220H162ZM167 221V220H166ZM178 221V220H177ZM180 221V220H179ZM193 221V220H192ZM238 221V220H237ZM254 221V220H253ZM253 221H246V222H244V221H241V222H239V225H238V228H235V230H236V232H235V235L237 234V235H246V231H247V227H249V226H251V225H249V223L250 222H253ZM12 222V221H11ZM19 222V221H18ZM181 222V221H180ZM187 222V221H186ZM198 222V221H197ZM209 222H210V220H209ZM46 223V221L45 220H42L40 223H39V227H43V225ZM51 223V222H50ZM53 223H55V222H53ZM143 223V222H142ZM199 223H202V220H201V222H199ZM214 223V222H213ZM225 223H227V222H225ZM233 223H234V221H233ZM232 223V224H233ZM11 224V223H10ZM22 224H23V221H22ZM46 224H48V223H46ZM69 224V223H68ZM71 224V223H70ZM170 224V223H169ZM179 224V223H178ZM183 225L185 224L184 222L182 223ZM187 224V223H186ZM190 224V223H189ZM193 224V223H192ZM195 224V223H194ZM209 224V223H208ZM211 224V223H210ZM220 224V223H219ZM254 224H255V221H254ZM7 225V224H6ZM5 225V226H6ZM49 225V224H48ZM74 225V224H73ZM175 225V224H174ZM177 225V224H176ZM197 225V224H196ZM217 225V224H216ZM235 225V224H234ZM247 225H249V226H247ZM3 226H4V224H3ZM24 226V225H23ZM26 226V225H25ZM24 226V227H25ZM37 226H38V224H37ZM45 226V225H44ZM98 226V225H97ZM180 226V225H179ZM182 226V225H181ZM189 226V225H188ZM193 226V225H192ZM230 226V225H229ZM232 226V225H231ZM1 227H2V225H1ZM9 226L7 225V228H8ZM11 227V226H10ZM12 227H13V225H12ZM11 227V228H12ZM56 227V226H55ZM165 227V226H164ZM172 227V226H171ZM174 227V226H173ZM182 227H187V226H182ZM209 227H211L210 225H209ZM227 227V226H226ZM252 227L254 228V226H253V224H252ZM48 228V227H47ZM50 228V227H49ZM53 229H55L54 227H52ZM232 228V227H231ZM230 228V229H231ZM3 229V228H2ZM43 229V228H42ZM82 229V228H81ZM97 229V228H96ZM140 229V228H139ZM176 229V228H175ZM182 229V228H181ZM212 229H213V227H212ZM211 229V230H212ZM229 229V230H230ZM251 229V228H250ZM264 229V228H263ZM40 230V229H39ZM38 230V231H39ZM44 230V229H43ZM50 230V229H49ZM75 230V229H74ZM174 230V229H173ZM255 230H257V229H255ZM254 230V231H255ZM1 231V230H0ZM4 231V230H3ZM3 231L1 232V233H3ZM10 231V230H9ZM15 231V230H14ZM13 231V232H14ZM42 231V230H41ZM98 231V230H97ZM181 231V230H180ZM185 231V230H184ZM215 231V230H214ZM217 231V230H216ZM224 231V230H223ZM233 230H231V232H232ZM254 231H251V232H253L254 233ZM260 231V230H259ZM5 232V231H4ZM20 232V231H19ZM26 233L25 234V236H27L29 233ZM46 232V231H45ZM53 232V231H52ZM57 232V231H56ZM64 232V231H63ZM172 232V231H171ZM213 232V231H212ZM230 232V233H231ZM255 232H257V231H255ZM69 233V232H68ZM180 233V232H179ZM210 233V232H209ZM214 233V232H213ZM7 234H10L9 232L7 233ZM15 234H17V233H15ZM48 234V233H47ZM56 234V233H55ZM212 234V233H211ZM218 234V233H217ZM222 234V233H221ZM225 235L227 234V233H224ZM256 234V233H255ZM258 234V233H257ZM34 235V234H33ZM42 235H43V233H42ZM45 235V234H44ZM43 235V236H44ZM54 235V234H53ZM173 235V234H172ZM216 235V234H215ZM220 235V234H219ZM251 235V234H250ZM254 235V234H253ZM1 236H3V235H1L0 234V237ZM10 236V235H9ZM12 236V235H11ZM18 236V235H17ZM29 236V235H28ZM40 236V235H39ZM52 236V235H51ZM59 236V235H58ZM201 236V237H200ZM200 236H198V237H196V239L194 240V242H192L191 244H190V246H189V249L188 250H186V255L188 256V255H190V254H197V253H195V252H199L200 254H204V253H206V256H210V257H213L219 250H221V249H223V248H225L227 245L224 243V242H222V243H224L223 245H218V243L219 242H217V245L216 246H214L213 247V243L212 242H210V240L212 239V237L214 236V234H213V236L212 235H205L204 234V236L202 237V235H200ZM212 236V237H211ZM221 236V235H220ZM219 236V237H220ZM223 236V235H222ZM234 235L232 234V237H233ZM48 237V236H47ZM200 237V238H199ZM217 237H218V235H217ZM244 237V236H243ZM242 237V238H243ZM7 238H8V236H7ZM18 238V237H17ZM24 238V237H23ZM190 238V237H189ZM214 238H216V236H214L213 237V239ZM231 238V237H230ZM235 238V237H234ZM264 238V237H263ZM1 239V238H0ZM4 239V238H3ZM12 239V238H11ZM14 239V238H13ZM33 239V238H32ZM34 239H37V238H35L34 237ZM38 239H39V237H38ZM45 239V238H44ZM51 239V238H50ZM75 239V238H74ZM190 239H192V238H190ZM220 239V238H219ZM223 239H224V237H223ZM239 238H236L235 240H238ZM256 239V238H255ZM6 240V239H5ZM8 240V239H7ZM15 240V239H14ZM43 240V239H42ZM41 240V241H42ZM229 240V239H228ZM227 240V241H228ZM231 240V239H230ZM233 240V239H232ZM260 240V239H259ZM1 241V240H0ZM16 241V240H15ZM29 241V240H28ZM44 241V240H43ZM42 241V242H43ZM73 241V240H72ZM211 241H213V240H211ZM222 241V240H221ZM220 241V242H221ZM226 241V240H225ZM234 241V240H233ZM252 241V240H251ZM262 241V240H261ZM9 242V241H8ZM30 242V241H29ZM33 242H34V240H33ZM214 242H215V240H214ZM1 243V242H0ZM5 243H6V241H5ZM10 243V242H9ZM20 243V242H19ZM44 243V242H43ZM46 243V242H45ZM52 243H54V242H52ZM227 243H229V242H227ZM233 243V242H232ZM232 243H230V244H232ZM256 243V242H255ZM261 243V245H262V243L263 242H260ZM2 244V243H1ZM14 244H16V243H14ZM18 244V243H17ZM16 244V245H17ZM25 244V243H24ZM39 244V243H38ZM41 244V243H40ZM71 244H73V243H71ZM214 244H216V243H214ZM235 244V243H234ZM8 245V244H7ZM11 245V244H10ZM22 245V244H21ZM41 245H43L44 246V244H41ZM40 245V246H41ZM50 245V244H49ZM233 245V244H232ZM249 245V244H248ZM260 245V246H261ZM1 246V245H0ZM20 246V245H19ZM25 246V245H24ZM35 246H37V245H35L34 243H30L29 244V247H24L23 249L22 248H20V252H27V254L30 252V248L32 249L33 248V250H35L34 249V247ZM187 246V245H186ZM185 246V247H186ZM187 246V247H188ZM209 246H211V249H207V247H209ZM263 246V245H262ZM10 247V246H9ZM47 247V246H46ZM49 247V246H48ZM82 247V246H81ZM86 247V246H85ZM84 247V248H85ZM178 247H180V246H178ZM184 247V246H183ZM254 247V246H253ZM12 248V247H11ZM203 248H205V249H203ZM233 248V247H232ZM8 249V248H7ZM10 249V248H9ZM38 250L39 249H41V248H37ZM49 249H50V247L47 249L48 251H49ZM82 249H83V247H82ZM160 249H161V247H160ZM263 249V248H262ZM14 250V249H13ZM178 250H179V248H178ZM182 250V249H181ZM16 251V250H15ZM14 251V252H15ZM18 251V250H17ZM18 251V252H19ZM40 251V250H39ZM44 251V250H43ZM161 251H163V250H161ZM160 251V252H161ZM173 251V250H172ZM224 251V250H223ZM250 251V250H249ZM257 251V250H256ZM1 252V251H0ZM12 252V251H11ZM33 252V251H32ZM41 252V251H40ZM54 252V251H53ZM60 252V251H59ZM190 252H193V253H190ZM260 252V251H259ZM35 253V252H34ZM43 253V252H42ZM45 253V252H44ZM55 253V252H54ZM66 253H67V251H66ZM65 253V254H66ZM165 253V252H164ZM167 253H169V252H167ZM171 253V252H170ZM174 253V252H173ZM177 253V252H176ZM198 253V254H199ZM244 253V252H243ZM247 253V252H246ZM253 253V252H252ZM9 254V253H8ZM27 254H25V255H27ZM38 254H40V253H35V254H33V256L31 257V258H25V256H21V257H23L24 259L22 260V258L20 257V256H18V253H17V256H14V258L13 259H17V261H15V260H10V261H15V262H12V264H16V263H20L21 264V260H22V264H36V260H35V258H36V256L38 255ZM46 254V253H45ZM44 254V255H45ZM62 254H64L63 252H62ZM61 254V255H62ZM64 254V255H65ZM208 254V255H207ZM218 254V253H217ZM260 254V253H259ZM20 255V254H19ZM29 255V254H28ZM49 255V254H48ZM60 255V254H59ZM67 255V254H66ZM160 255V254H159ZM162 255V254H161ZM163 255H165V254H163ZM172 255V254H171ZM181 255L183 256V255H185V253H183V252H181ZM181 255H180V258H181ZM213 255V256H212ZM225 255V254H224ZM243 255V254H242ZM241 255V256H242ZM12 256V255H11ZM47 256V255H46ZM53 256H55V255H53ZM58 256V255H57ZM68 256V255H67ZM66 256V257H67ZM83 256V255H82ZM179 256V255H178ZM195 256V255H194ZM205 256V257H206ZM230 256V255H229ZM229 256H227V257H229ZM241 256L239 255V257L238 258H241ZM244 256H246V255H244ZM8 257H10V256H8ZM60 257V256H59ZM69 257V256H68ZM157 257H158V255H157ZM167 257V256H166ZM184 257V256H183ZM190 257V256H189ZM226 257V258H227ZM243 257V256H242ZM12 258V257H11ZM20 258H21V260H20ZM47 258H48V256H47ZM55 258H56V256H55ZM70 258H71V256H70ZM193 258V257H192ZM202 258H203V256H202ZM223 258V257H222ZM246 258V257H245ZM261 258V257H260ZM7 259V258H6ZM61 259H62V261H63V259H66V258H62L61 257ZM68 259V258H67ZM160 259H161V257H160ZM159 259V260H160ZM175 259H177V258H175ZM188 259V258H187ZM190 259V258H189ZM198 258L196 257V259L195 260H197ZM201 258H199V260H200ZM204 259V258H203ZM217 259V258H216ZM244 259V258H243ZM247 259V258H246ZM256 259V258H255ZM254 259V260H255ZM258 259H259V257H258ZM5 260V259H4ZM49 260V259H48ZM80 260H82V259H80ZM194 260V259H193ZM205 260V259H204ZM206 260H209V259H207L206 258ZM235 260H237V259H235ZM241 260V259H240ZM3 261V260H2ZM54 261V260H53ZM53 261H51V262H53ZM77 261V260H76ZM161 261H162V259H161ZM160 261V262H161ZM169 261V258H165L164 257V260H163V262H162V264H165V263H167ZM181 261V260H180ZM191 261V260H190ZM201 261L203 262V260L201 259ZM200 261V262H201ZM247 261V260H246ZM246 261H238V262H236V263H234V264H245L246 263ZM256 261V260H255ZM260 261H262V259L260 260ZM5 262V261H4ZM35 262V263H34ZM55 262V261H54ZM69 262V261H68ZM80 262V261H79ZM37 263H39V262H37ZM56 263V262H55ZM75 263V262H74ZM78 263V262H77ZM159 263V262H158ZM233 263H231V264H233ZM248 263V262H247ZM251 263H254V261L253 262H251ZM261 263H263V262H261ZM5 264H7L6 262H5ZM11 264V263H10ZM57 264H59V263H57ZM206 264H208V263H206ZM213 264V263H212Z\"/></svg>",
    "mask_w": 264,
    "mask_h": 264
}]
</instances>
